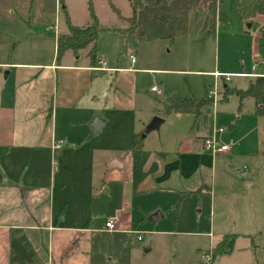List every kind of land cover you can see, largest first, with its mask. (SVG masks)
I'll return each mask as SVG.
<instances>
[{
  "label": "rangeland",
  "instance_id": "374dc122",
  "mask_svg": "<svg viewBox=\"0 0 264 264\" xmlns=\"http://www.w3.org/2000/svg\"><path fill=\"white\" fill-rule=\"evenodd\" d=\"M89 1L0 0V64L47 63L54 52L58 53V37L65 33L64 30L67 32V15L75 26L92 24ZM91 1L100 29L97 51L109 66L118 60L120 67H128L129 57L134 55L136 69L184 72L134 74L140 92L137 103L143 112H108L109 123L102 133L109 137L111 147L123 148L129 144V139L132 141L140 120L152 114L150 103L166 99L167 89L175 90V97L204 100L208 88L217 92L216 121L213 104L203 111L199 121H195L193 116L173 115L166 119L159 131L149 134L143 143L144 149L160 150V144L166 142L169 152H173L180 142L189 141L200 131H207L212 135L217 132L215 135L220 143L229 145L230 151L211 159L210 166L214 167L209 183L211 193L206 189L204 195L201 191L181 204L177 196L135 193V184L125 182L127 178L119 174V170L106 173L108 184L101 188V183L96 182L93 191L88 185L89 180L90 184L92 182L90 174L81 169L60 175L58 181L62 179V184L68 186L66 192H72L73 197L72 206L67 205V225L74 226L77 221L74 216L79 211L91 213L94 219L92 231L70 232L69 236L58 240L55 260L62 264H250L251 251L256 245L258 262L264 264V118L255 116L251 99L244 103L242 112L238 110L237 97L231 96L227 102L220 101L225 85L245 89L252 79L232 77L225 82L220 78L216 83L208 74L214 71L234 73L241 71V66L249 69L255 62V51L261 52L262 58V49L256 48L255 44L262 42L264 23L256 20L249 30L236 8L238 0H226L220 6L225 23L218 24L214 37L203 40L201 33L193 30L173 43L168 40L139 43L122 33L127 25L118 19L108 0ZM112 3L124 17H131L130 0H112ZM7 73L0 69V89ZM98 77L104 78L102 75ZM115 78V75L107 78L106 95L110 100L116 90ZM153 87L159 88L162 95L152 93ZM96 114L97 111L94 112ZM222 129L224 132L220 133ZM100 135L94 137L95 143L101 142ZM88 158L93 159L92 156ZM102 174L103 170L97 168L94 177L99 178ZM115 178L121 180H113ZM82 184L90 186L88 195L82 196L78 192ZM138 205L145 209L141 215L136 208ZM131 210L135 211L134 219H128L122 213L129 211L130 214ZM157 213L159 217L153 221L152 217ZM109 218L116 220V231H107L105 223ZM126 219L131 226L128 232L121 227ZM142 219L146 220L145 224ZM139 235L142 241H138ZM230 235L236 236L237 240L233 252L214 260L217 247L214 245ZM68 244L69 253L64 257ZM211 246L214 247L210 250ZM146 248H151V253L145 254ZM210 253L213 260L207 263L204 256ZM62 258H66L65 261L62 262Z\"/></svg>",
  "mask_w": 264,
  "mask_h": 264
},
{
  "label": "crops",
  "instance_id": "0c3cea01",
  "mask_svg": "<svg viewBox=\"0 0 264 264\" xmlns=\"http://www.w3.org/2000/svg\"><path fill=\"white\" fill-rule=\"evenodd\" d=\"M256 20L263 24L264 16L250 22L243 21L251 30ZM64 31L63 34H67L68 29L67 32ZM261 38L262 42H256L255 45L256 48L262 49V58L261 52L255 51L253 53L255 62L249 69L241 66V71L234 73L218 71L208 73L214 77L216 83L220 78H223L225 82L232 77L252 79L245 89L225 85L223 95L226 88L245 91L258 78L243 77L242 74L254 73L264 77V32ZM90 51L91 48L80 50L77 54L68 51L61 57L54 52L47 63L0 64V69L8 72L0 89V264H62L54 258L55 248L59 246L58 240L69 236L70 232L78 234L92 231L91 222L94 217L87 212L79 211L80 213L74 216L77 219L73 223L74 226L67 225L69 217L67 205L72 206L73 197L72 192H66L68 186L62 184L61 178L58 181V177L67 171L69 173L72 169H81L87 175L90 174L92 182L90 184L89 180L88 185L92 186V191L96 189V182L101 183V188L108 184L106 181L108 172L119 170V174L127 178L125 182L135 184L134 192L137 194L177 196L180 197L181 204L198 191L203 193L208 189L211 193L209 183H211L214 167L210 166V163L216 156L207 151L210 155L205 154L202 141L211 138L212 133L200 131L189 141L180 142L173 152H169L166 142L160 144V150L144 149V144L142 152H133L131 149L134 137L143 134L155 117L164 120L163 126L166 119L173 115L192 116L164 114L165 108L171 105L173 99L187 98L178 97L179 95L175 97L174 95H177L175 90L172 89L171 92L167 89L166 99H162L159 103H150L151 116L140 120L132 141L129 139L130 142L125 147L112 148L109 137L102 133L109 123L108 112L116 114L143 112L140 110L142 107L137 103L140 92L137 88L136 76H134L136 72L150 74L184 72L136 69L137 59L134 55H130L128 67H120V62L114 60L115 66L113 64L109 66V63L107 65L117 71L100 72L96 68L107 61L102 60L97 51L98 63L92 65L89 58ZM132 56L135 57V63L131 60ZM254 67L255 71H253ZM197 74L200 73L197 72ZM215 74L221 77L216 78ZM100 75L104 78H99ZM113 75L116 76L114 80L116 90L113 91V97L110 100L106 95L108 92L106 86L107 78ZM11 79L12 82L9 83ZM154 88L157 87L151 88L150 91L161 96L162 91L157 88L161 93H156L153 91ZM206 90L211 92L208 88ZM223 95L220 100L222 102ZM232 96L238 99L239 112H242L244 103L251 99L255 116L264 118L256 114V104L252 98H246L241 102L238 96ZM212 104L214 121H216V99ZM96 111L97 116L94 115ZM95 118L104 120V125L96 134H93L92 122ZM98 135L102 136V140L100 138L101 142L95 143L94 137ZM148 137L149 134L142 139L143 143ZM54 140L64 141L65 145L54 151L52 149ZM89 156L93 159L90 160ZM97 168L103 170L99 178L94 177ZM90 186L83 185L78 192L82 196L88 195ZM136 208L140 215L145 212V209L140 208L139 205ZM124 212L122 213L126 214L128 219L135 218V211L131 210L130 214L129 211ZM128 219L122 226L120 225L126 229L123 231L127 232L131 227L128 226L130 224ZM142 220V223L146 221ZM69 245L65 248L66 250ZM214 246H211L210 250ZM256 248L255 245L251 251L250 264H261L256 257L258 252ZM144 251L145 254H149L152 250L146 248ZM68 253L69 250L64 252V257H67ZM65 259L62 258V262Z\"/></svg>",
  "mask_w": 264,
  "mask_h": 264
},
{
  "label": "trees",
  "instance_id": "16d2710c",
  "mask_svg": "<svg viewBox=\"0 0 264 264\" xmlns=\"http://www.w3.org/2000/svg\"><path fill=\"white\" fill-rule=\"evenodd\" d=\"M225 1L220 0L218 5L210 0H130L132 15L124 17L113 5L112 0H108L118 19L127 25L122 33L127 38H135L139 43L158 40H168L173 43L177 38L187 36L193 30L201 33L203 40L214 37L218 24H223V15L218 7ZM236 8L246 22L264 16V0H238ZM88 11L92 24L87 27L73 26L68 15L66 16L69 32L58 37V57L68 51L77 54L80 50L91 46L89 53L91 63L92 65L98 63L96 42L100 29L91 0ZM206 91L207 98L200 101L193 97L173 99L171 105L165 108L164 114L192 115L196 121L206 107L213 103V99L208 97V90ZM232 95L238 96L241 102L246 98H252L256 104V114L264 117V77H258L245 91L226 88L223 102H227ZM143 134L134 137L131 146L133 152H142ZM200 193L201 191H198L195 195ZM235 243L236 236L224 237L215 249L214 260L230 255Z\"/></svg>",
  "mask_w": 264,
  "mask_h": 264
},
{
  "label": "built area",
  "instance_id": "2783aa9c",
  "mask_svg": "<svg viewBox=\"0 0 264 264\" xmlns=\"http://www.w3.org/2000/svg\"><path fill=\"white\" fill-rule=\"evenodd\" d=\"M210 1H214L219 5L220 0H210ZM220 10V6L218 7ZM131 60L133 63H135V57H131ZM97 71L100 72H111V71H117V69H111L108 67L107 63H101L99 68H96ZM253 71H255V67L253 68ZM216 78L221 77V75L215 74L214 75ZM241 76L243 77H263V76H259V75H255L254 73H250V74H242ZM228 78V77H227ZM154 92L156 93H161L160 90H158L157 88L153 89ZM217 96V92L211 91L209 93V98L213 99V101L216 99L215 97ZM220 133H223L224 130H220ZM215 134H217V132H215ZM213 135L211 138H207L204 140L203 143V148L205 151L212 153L213 155H217V154H223V153H228L230 151V146L229 145H222L219 141V139L216 137V135ZM65 145L64 141L61 140H54L53 141V145H52V149L54 151L61 149L63 146ZM106 228L108 229V231H116V220L115 219H111L109 222L106 223ZM140 234V233H137ZM138 241H142V237L139 235L138 236ZM204 259L207 263H210L213 260V255L210 254H206L204 256Z\"/></svg>",
  "mask_w": 264,
  "mask_h": 264
},
{
  "label": "water",
  "instance_id": "95a60500",
  "mask_svg": "<svg viewBox=\"0 0 264 264\" xmlns=\"http://www.w3.org/2000/svg\"><path fill=\"white\" fill-rule=\"evenodd\" d=\"M164 123V120L159 117H155L151 123L146 127L145 132L143 134V138L146 137V135L154 132V131H159L160 127ZM104 125V120L101 118H95L94 121L92 122V127H93V134H96ZM113 166V165H112ZM159 217V214L157 213L152 217L153 221H156Z\"/></svg>",
  "mask_w": 264,
  "mask_h": 264
}]
</instances>
